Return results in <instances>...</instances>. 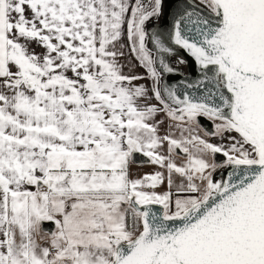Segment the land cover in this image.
Wrapping results in <instances>:
<instances>
[{"label": "snow or ice", "instance_id": "1", "mask_svg": "<svg viewBox=\"0 0 264 264\" xmlns=\"http://www.w3.org/2000/svg\"><path fill=\"white\" fill-rule=\"evenodd\" d=\"M0 264H264V0H0Z\"/></svg>", "mask_w": 264, "mask_h": 264}, {"label": "rangeland", "instance_id": "2", "mask_svg": "<svg viewBox=\"0 0 264 264\" xmlns=\"http://www.w3.org/2000/svg\"><path fill=\"white\" fill-rule=\"evenodd\" d=\"M152 170L151 166L145 164L143 167H138L136 165L133 166V172L134 173H144V172H150Z\"/></svg>", "mask_w": 264, "mask_h": 264}, {"label": "water", "instance_id": "3", "mask_svg": "<svg viewBox=\"0 0 264 264\" xmlns=\"http://www.w3.org/2000/svg\"><path fill=\"white\" fill-rule=\"evenodd\" d=\"M202 119H204V118H202ZM206 120V119H205ZM202 122V121H201ZM208 123H204V122H202V125L205 127V128H207V129H211L212 128V124H211V122L210 121H207ZM137 159L139 160V159H142V157H137ZM218 159H220V157H218ZM45 228L46 229H53L54 228V225L52 224V223H45Z\"/></svg>", "mask_w": 264, "mask_h": 264}, {"label": "flooded vegetation", "instance_id": "4", "mask_svg": "<svg viewBox=\"0 0 264 264\" xmlns=\"http://www.w3.org/2000/svg\"><path fill=\"white\" fill-rule=\"evenodd\" d=\"M200 119H201L202 122H204V123H208V122H207L208 120H205V118H204V119L200 118ZM202 122H201V124H202Z\"/></svg>", "mask_w": 264, "mask_h": 264}, {"label": "crops", "instance_id": "5", "mask_svg": "<svg viewBox=\"0 0 264 264\" xmlns=\"http://www.w3.org/2000/svg\"><path fill=\"white\" fill-rule=\"evenodd\" d=\"M138 71H140V72H142L143 71V69H137Z\"/></svg>", "mask_w": 264, "mask_h": 264}]
</instances>
